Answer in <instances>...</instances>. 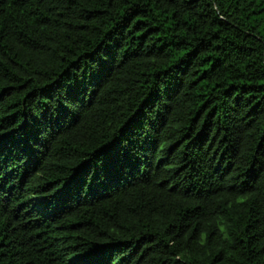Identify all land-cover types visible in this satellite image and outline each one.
I'll return each mask as SVG.
<instances>
[{"label":"trees","instance_id":"trees-1","mask_svg":"<svg viewBox=\"0 0 264 264\" xmlns=\"http://www.w3.org/2000/svg\"><path fill=\"white\" fill-rule=\"evenodd\" d=\"M0 264H264V0H0Z\"/></svg>","mask_w":264,"mask_h":264}]
</instances>
